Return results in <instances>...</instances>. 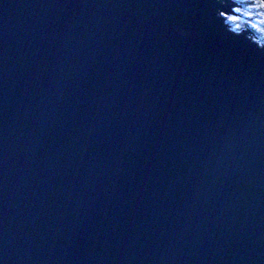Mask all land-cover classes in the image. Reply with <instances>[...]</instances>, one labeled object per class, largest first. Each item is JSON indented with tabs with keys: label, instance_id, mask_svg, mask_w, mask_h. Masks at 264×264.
Masks as SVG:
<instances>
[{
	"label": "water",
	"instance_id": "obj_1",
	"mask_svg": "<svg viewBox=\"0 0 264 264\" xmlns=\"http://www.w3.org/2000/svg\"><path fill=\"white\" fill-rule=\"evenodd\" d=\"M234 8L0 0V264H264V45Z\"/></svg>",
	"mask_w": 264,
	"mask_h": 264
},
{
	"label": "trees",
	"instance_id": "obj_2",
	"mask_svg": "<svg viewBox=\"0 0 264 264\" xmlns=\"http://www.w3.org/2000/svg\"><path fill=\"white\" fill-rule=\"evenodd\" d=\"M233 2L236 7L234 13L248 22L245 27L255 34L260 45H264V4L260 0H233ZM229 22L235 25L233 21ZM234 28L240 31L239 28Z\"/></svg>",
	"mask_w": 264,
	"mask_h": 264
},
{
	"label": "rangeland",
	"instance_id": "obj_3",
	"mask_svg": "<svg viewBox=\"0 0 264 264\" xmlns=\"http://www.w3.org/2000/svg\"><path fill=\"white\" fill-rule=\"evenodd\" d=\"M235 8H236V7H235ZM235 8H234V10H235ZM234 10H233V12H234ZM249 16H250V15H249ZM226 21H228V22H229V21H233V22L235 23V25L230 24V26H231L230 30H232L233 32L236 31L234 27H237V28H241V29H243V28H245V25L248 23V22H246L244 19L239 18L238 15L236 16L234 13L231 14V15H229V16H227ZM229 23H230V22H229ZM241 31H243V30H240V32H241ZM248 38L251 39V40L256 41V42L260 45V43L257 41L255 35H254V37H252V36H248Z\"/></svg>",
	"mask_w": 264,
	"mask_h": 264
},
{
	"label": "flooded vegetation",
	"instance_id": "obj_4",
	"mask_svg": "<svg viewBox=\"0 0 264 264\" xmlns=\"http://www.w3.org/2000/svg\"><path fill=\"white\" fill-rule=\"evenodd\" d=\"M232 1H233V0H232ZM234 14H235V13H234ZM235 15L237 16V15H239V14H235ZM239 30H243V31H251V30H249V29H248V28H246V27H245V28H243V29L239 28ZM251 32H252V31H251ZM253 34H254V33H253ZM254 35H255V34H254Z\"/></svg>",
	"mask_w": 264,
	"mask_h": 264
}]
</instances>
